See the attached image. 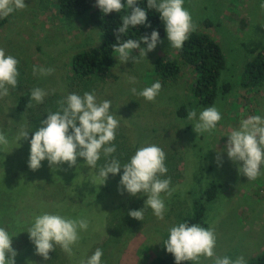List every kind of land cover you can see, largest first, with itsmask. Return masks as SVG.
<instances>
[{
    "label": "rangeland",
    "instance_id": "374dc122",
    "mask_svg": "<svg viewBox=\"0 0 264 264\" xmlns=\"http://www.w3.org/2000/svg\"><path fill=\"white\" fill-rule=\"evenodd\" d=\"M243 1L184 0L183 7L191 14L195 30L207 33L224 52L226 67L219 87L231 86V92L226 96L220 91L212 105L222 119L213 131L200 134L193 127L200 112L208 107L197 106L193 95L196 73L183 68L177 82L163 85L155 72L157 58L175 57L178 50L170 46L167 33L146 57H139L140 50L133 49L130 59L122 63L117 53L112 75L104 81L97 75L82 81L73 79V58L101 42L100 32L89 16L67 20L60 17L56 0H25V9L0 18V48L19 61L17 87L7 86L9 94L0 98V132L9 141L3 149L7 153L0 152V207L6 208L2 227L13 236L15 264H79L97 248L103 251L102 264H150L162 256L169 229L191 216L197 202L206 210L199 225L213 228L216 235L215 256H201L199 264H214L216 257L224 256L233 260L243 256L247 263L264 253V190L259 187L264 180V166L257 179L248 180L238 171L243 162L232 161L226 151L228 135L244 119L254 115L264 118V89L260 93L242 91L240 81L246 63L264 47V0H248L246 5ZM206 18L214 22L213 27L204 25ZM131 57L139 58V62L133 63ZM34 66L53 68L54 72L46 77L33 75ZM157 81L162 88L155 102L131 91L135 88L139 93ZM37 87L47 93L43 103L32 100L31 106L20 113L19 98ZM85 92L93 93L97 103L110 100V112L119 121L112 143L120 144L115 151L118 156L122 153L128 158L119 161L115 156L105 157L101 151L102 158H108L105 164L116 159L123 166L139 148L152 144L165 152L168 171L160 178L170 177V189L174 191L171 196L161 194L166 208L163 219H158L150 208L144 211L142 221L128 215L130 210L142 209L147 197L144 193L132 196L120 186L123 168L101 184L97 166L90 168L81 157L71 168L67 163L49 166L47 160L38 170L28 167L30 139L38 129L32 124L40 125L55 105L56 111L60 110L58 101L67 95L83 96ZM250 94L260 97L259 105ZM182 107L187 112L195 110L197 117L189 120L180 116ZM22 129L29 132V137L17 142ZM129 150L130 155L126 153ZM55 171L65 176L62 181L52 177ZM213 183L220 187L216 199L207 202L202 195ZM242 205L258 211L260 216H251ZM45 212L89 222L88 229L79 233L73 256L57 246L45 260L36 254L29 234L22 233L21 228L32 226L35 216Z\"/></svg>",
    "mask_w": 264,
    "mask_h": 264
},
{
    "label": "clouds",
    "instance_id": "9594fccd",
    "mask_svg": "<svg viewBox=\"0 0 264 264\" xmlns=\"http://www.w3.org/2000/svg\"><path fill=\"white\" fill-rule=\"evenodd\" d=\"M57 1V0H56ZM137 0H127V7L131 9L129 15L122 17V26L114 31L117 41L120 34H126L129 26L147 24V12L136 6ZM184 0H147L148 9H155L164 24L170 46L175 49L182 48L189 34L195 31V25L189 11L184 7ZM96 5L104 14L119 13L125 5L122 0H96ZM264 7V4L261 5ZM27 7L25 0H0V18L7 17L15 10ZM142 43L147 48L141 49V41L127 39L113 49L118 53L122 63L130 59L133 49H139V57H146L147 52L155 49L160 42L159 32L153 30L151 36L141 37ZM133 63H138L139 58L131 57ZM19 61L12 55H6L0 48V98L9 94L11 86L15 89L18 85L17 77ZM54 72L53 68L33 67V75L39 73L46 77ZM135 78H131L134 82ZM162 85L159 81L151 84L137 93L148 102H155ZM47 93L37 87L31 90V99L43 103ZM251 98V94L249 96ZM245 100V99H244ZM60 110L49 112L47 118L40 121V127L34 131L30 139V156L28 167L35 171L41 167V162L47 160L49 166H59L67 163L71 168L77 163V158H84L85 164L95 168L101 158V151L105 157L111 156L116 151L112 142L115 140L116 129L119 121L110 112L112 102L108 99L97 103L93 93L85 92L83 96L76 93L67 95L64 100L58 101ZM243 105V104H242ZM29 107L31 104L28 105ZM245 109L248 107L243 105ZM249 114V113H248ZM197 117L195 110L187 114L189 120ZM222 119L221 113L215 107L205 108L200 112L198 122L193 129L197 134L213 131ZM71 130V131H70ZM29 132L21 130L17 142L22 138L27 140ZM9 145L6 136L0 132V152H4ZM19 145V144H18ZM226 151L229 159L234 162H243L238 171L248 180H255L261 175L264 166V118L260 115L244 119L240 127L228 135ZM7 153V152H4ZM219 159V157H218ZM166 154L155 144L139 148L130 158V162L121 166L120 162L112 159L99 170V177L104 184L109 174L116 175L123 168L120 186L130 195L137 196L144 193L147 199L140 210H130L128 215L142 221L144 211L150 208L158 219H163L166 210L162 193L172 195L170 189L171 178L161 179L168 169L165 165ZM100 184V185H101ZM89 222L86 219H73L59 214L43 213L34 218L32 226L28 229L30 241L35 245L36 254L45 260L50 259L49 253L59 246L70 257L74 255L73 247L80 239V231H86ZM12 237L8 231L0 227V264H15L16 251L12 248ZM166 251L174 256L175 264L184 261L199 264L201 256L213 258L215 256L216 235L213 228H205L198 224L189 226L187 222L179 223L169 229L168 238L163 242ZM103 251L97 248L87 260L79 264H102ZM214 264H246L243 256L231 259L228 256L216 257Z\"/></svg>",
    "mask_w": 264,
    "mask_h": 264
},
{
    "label": "trees",
    "instance_id": "16d2710c",
    "mask_svg": "<svg viewBox=\"0 0 264 264\" xmlns=\"http://www.w3.org/2000/svg\"><path fill=\"white\" fill-rule=\"evenodd\" d=\"M57 1L60 5L59 14L61 18H65L67 20H76L89 16L93 26L98 29L101 35V42L96 48H91L74 56L72 64L74 80L78 78L82 81H85L91 76L97 75L104 81L109 76H111L117 54L113 49V45H118L127 39H133L141 41V49H143L147 45L142 43L141 37L145 35L150 37L153 30L159 32L160 41L166 36V30L160 18V14L155 9H148L147 0H137L136 6L141 7L147 12L146 23L150 24L151 26L146 27L144 25H137L135 28L129 26L126 34H120V41H117L114 31L122 26L121 18L125 15H129L131 12V9L127 7V0H122V3L125 5V7L119 13L112 12L109 14H104L99 9V7L96 5V0ZM206 19L208 21L205 22L204 25L213 27L214 22H210L211 19L209 18ZM7 21L8 19L4 18L3 22L7 23ZM261 49L256 54V56L252 60L248 61L245 65L240 79L242 91H256L260 93L264 89V47ZM154 67L155 72L163 85L169 84L170 82H177L178 77H180L182 74L183 68L192 69L197 76L192 88L193 95L197 100V106L211 107L215 103L220 91L226 96L231 92L230 85H224L221 88L219 87V79L226 67V58L224 56V52L222 51V48L219 46V44L205 32L198 30L191 32L188 39L184 42L182 48L177 50L175 57H159L157 58ZM251 97L254 96L251 94ZM256 99L257 97H255L254 100ZM31 101L32 99L30 93L19 98L18 111L20 113L24 112L28 108V105L31 103ZM258 104H260V99L257 100V105ZM55 112L56 105L54 109H52V113ZM178 113L180 116H187L188 114L184 107H182ZM32 126L35 129L40 127V125H37L36 122H34ZM119 145L120 144L116 142V150L119 148ZM126 153L130 155V150L126 151ZM120 155L118 156V154L113 153L111 156L112 158H114L113 156L118 157L119 161H123V159L128 158L127 154L124 155L121 153ZM102 157L104 156H101V158ZM101 158L98 160L96 165L98 172L100 168L105 165L109 157L104 159ZM53 173H56L52 176L54 179H56L55 181L60 182L62 181L63 177H65L61 175V172L55 171ZM59 182L52 183L54 184ZM219 187V184L213 183L211 187L203 193V199L205 198L207 202L215 200ZM0 191H2L1 186ZM0 201H2L1 197ZM195 205L197 208L195 211H193V214L182 221L187 222L189 226L192 224L199 225L206 211L204 205H201L200 202H197ZM5 210V207H0L1 227L3 225L2 216ZM19 215L20 213L18 216ZM17 219L19 221V217ZM30 227V225H27V229L25 230L21 228L22 233L27 234V231ZM13 229L16 228L14 227ZM168 235L166 236L165 240L168 238ZM162 249V256L156 258L150 264H175L174 256L166 251L164 244H162ZM181 264H185V261L181 262ZM246 264H264V253L255 256Z\"/></svg>",
    "mask_w": 264,
    "mask_h": 264
},
{
    "label": "crops",
    "instance_id": "0c3cea01",
    "mask_svg": "<svg viewBox=\"0 0 264 264\" xmlns=\"http://www.w3.org/2000/svg\"><path fill=\"white\" fill-rule=\"evenodd\" d=\"M214 1H215V0H214ZM216 1H217V0H216ZM236 1H237V4H238V3H240L241 0H236ZM243 2H245V5H246V3H248V0H245V1H243ZM241 6L243 7V5H241ZM234 7H235V6H234ZM242 7H240V8H242ZM240 8H239V9H240ZM252 96L257 97L258 99H260V97H258L256 94H252ZM254 102L257 104V100H254ZM258 105H259V104H258ZM256 107H257V106H256ZM235 185H236V184H233V186H235ZM246 201H247V200H246ZM247 202H249V201H247ZM250 202H251V201H250ZM252 202L255 203V201H252ZM252 202H251V203H252ZM248 205H249V204H248ZM248 205H242V207H243V211H244V210H248V212L251 213L250 215L253 216V217H258V216H260V213H259L258 211H257V213H255V210H254V212H253V210H250V209H249ZM247 223H248V222H247ZM247 223H246V224H247ZM248 230H251V227H250ZM252 230H253V229H252Z\"/></svg>",
    "mask_w": 264,
    "mask_h": 264
},
{
    "label": "built area",
    "instance_id": "2783aa9c",
    "mask_svg": "<svg viewBox=\"0 0 264 264\" xmlns=\"http://www.w3.org/2000/svg\"><path fill=\"white\" fill-rule=\"evenodd\" d=\"M259 187L264 190V180L259 183Z\"/></svg>",
    "mask_w": 264,
    "mask_h": 264
}]
</instances>
